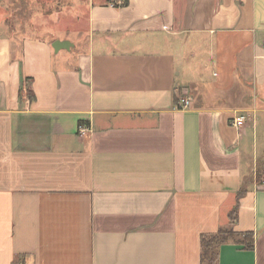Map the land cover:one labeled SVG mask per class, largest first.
<instances>
[{"label": "crops", "instance_id": "obj_1", "mask_svg": "<svg viewBox=\"0 0 264 264\" xmlns=\"http://www.w3.org/2000/svg\"><path fill=\"white\" fill-rule=\"evenodd\" d=\"M69 4L0 25V264H200L242 186L218 264H264V0Z\"/></svg>", "mask_w": 264, "mask_h": 264}, {"label": "rangeland", "instance_id": "obj_2", "mask_svg": "<svg viewBox=\"0 0 264 264\" xmlns=\"http://www.w3.org/2000/svg\"><path fill=\"white\" fill-rule=\"evenodd\" d=\"M69 2L71 3V0H0V25L5 23L9 26L6 34H12L11 29L15 30L18 28L24 29L20 32L21 34H32L35 30L31 25L32 19H34L36 14L41 13L43 14V19L48 20L50 19L49 16L52 17L47 22L52 26L51 29L54 33H62L61 23L68 24L70 19L61 12L67 6H70ZM56 12L57 15L54 14ZM37 23L39 22L37 21ZM23 94H26V92H23Z\"/></svg>", "mask_w": 264, "mask_h": 264}, {"label": "trees", "instance_id": "obj_3", "mask_svg": "<svg viewBox=\"0 0 264 264\" xmlns=\"http://www.w3.org/2000/svg\"><path fill=\"white\" fill-rule=\"evenodd\" d=\"M107 2L112 3L114 6H126L128 4V0H107ZM26 94L30 101L34 99V94L30 89L27 90ZM262 160L259 161L256 169L257 183L264 182V177H262L264 175V162ZM245 192L246 186H242L237 191L236 202L229 212L226 226L219 228L214 233L200 236V264H218L219 249L225 243H236L242 245L245 249H253L254 233L252 231L239 232L234 229V224L238 217L239 201Z\"/></svg>", "mask_w": 264, "mask_h": 264}, {"label": "built area", "instance_id": "obj_4", "mask_svg": "<svg viewBox=\"0 0 264 264\" xmlns=\"http://www.w3.org/2000/svg\"><path fill=\"white\" fill-rule=\"evenodd\" d=\"M190 103V100L188 98H184L182 99V106L181 107H186L188 106ZM245 121V117L243 115H240L239 117L233 118V125L234 126H241L243 125ZM90 130V127L86 124L80 123L78 125V134L80 135H85L86 133H88V131Z\"/></svg>", "mask_w": 264, "mask_h": 264}, {"label": "water", "instance_id": "obj_5", "mask_svg": "<svg viewBox=\"0 0 264 264\" xmlns=\"http://www.w3.org/2000/svg\"><path fill=\"white\" fill-rule=\"evenodd\" d=\"M69 42L67 41H54L52 46L55 50H58L62 47H68Z\"/></svg>", "mask_w": 264, "mask_h": 264}]
</instances>
